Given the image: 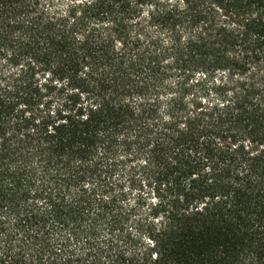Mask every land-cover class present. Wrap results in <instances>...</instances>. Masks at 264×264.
I'll return each mask as SVG.
<instances>
[{"label": "trees", "instance_id": "1", "mask_svg": "<svg viewBox=\"0 0 264 264\" xmlns=\"http://www.w3.org/2000/svg\"><path fill=\"white\" fill-rule=\"evenodd\" d=\"M0 264H264V0H0Z\"/></svg>", "mask_w": 264, "mask_h": 264}, {"label": "clouds", "instance_id": "2", "mask_svg": "<svg viewBox=\"0 0 264 264\" xmlns=\"http://www.w3.org/2000/svg\"><path fill=\"white\" fill-rule=\"evenodd\" d=\"M75 2H76V3H84L85 0H75ZM88 2L91 3V0H88ZM173 2H174V0H173Z\"/></svg>", "mask_w": 264, "mask_h": 264}]
</instances>
